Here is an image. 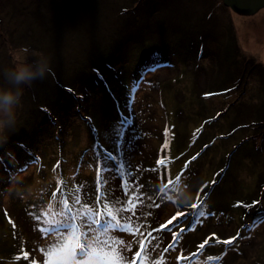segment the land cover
<instances>
[{"label":"rangeland","instance_id":"obj_1","mask_svg":"<svg viewBox=\"0 0 264 264\" xmlns=\"http://www.w3.org/2000/svg\"><path fill=\"white\" fill-rule=\"evenodd\" d=\"M41 58L51 72L24 86L15 126L0 133V264L77 256L65 240L96 215L80 264H264L259 20L222 0H0V85ZM38 109L85 143L63 174L18 168ZM46 179L55 184L36 190V207L32 185ZM69 215L67 231L49 234Z\"/></svg>","mask_w":264,"mask_h":264},{"label":"trees","instance_id":"obj_2","mask_svg":"<svg viewBox=\"0 0 264 264\" xmlns=\"http://www.w3.org/2000/svg\"><path fill=\"white\" fill-rule=\"evenodd\" d=\"M152 1L159 2L161 0H138V4L140 5L142 3V5H144V3ZM38 110L37 114H41V116L39 117L40 119L38 120V125L36 126L35 133L31 140L32 143L27 145V148L31 152V157H27V159L24 160L32 161L30 164L31 168H33L35 173L42 174V176H45L48 171H52L54 169L55 171L62 172L63 174L72 163V157L75 160L77 157H81L82 146L84 148L85 143L81 142V137L77 131L73 128L70 130V128H67L68 125L63 124L64 121L59 127V123L53 119V115L46 110ZM38 115H36V117H38ZM93 133L94 132L90 129L91 137ZM25 161L22 164L19 162V170H22ZM51 184V181L46 179L45 183L41 186L32 185L33 193L36 196L34 199V202L36 201L34 206L40 207L45 204V201L42 200L41 195H39L36 190H39L42 186L48 188ZM42 193H44V191H42ZM24 199H26V197ZM23 205L24 204L21 203L19 206ZM22 214L23 215L21 216L25 217V214ZM16 218H19V216ZM16 218L14 221L18 226H20L21 223L16 221Z\"/></svg>","mask_w":264,"mask_h":264},{"label":"clouds","instance_id":"obj_3","mask_svg":"<svg viewBox=\"0 0 264 264\" xmlns=\"http://www.w3.org/2000/svg\"><path fill=\"white\" fill-rule=\"evenodd\" d=\"M50 72L49 63L44 58L36 60L35 65L20 62L4 71L5 84L0 85V133L15 126L24 86L31 87L33 81L44 79ZM6 140L7 136L0 137V143Z\"/></svg>","mask_w":264,"mask_h":264},{"label":"snow or ice","instance_id":"obj_4","mask_svg":"<svg viewBox=\"0 0 264 264\" xmlns=\"http://www.w3.org/2000/svg\"><path fill=\"white\" fill-rule=\"evenodd\" d=\"M120 135H123L122 131L120 132ZM221 171H223V170H221ZM162 191H164V190H162ZM197 207H198V205L195 204V207H192V209L195 210V209H197ZM185 215H186L185 213L177 212L174 216L171 217L170 220L167 221V224H161L160 225V229H158V231H160V230L166 231L168 229V226L173 225V222L177 221L178 217H183ZM200 215L203 216L204 213L201 212ZM74 219H75L74 217L69 215L67 217V219H65L64 222H63L64 226H56V225H54L53 228L50 229V233L49 234H51V231H58V232L67 231V226H70ZM101 219H102V217L100 215H99V217H97V215H96L92 219V223L91 224L86 222V218L84 220H82V223H84L86 231L82 232L80 236L75 237V240L77 241V243L75 245V248L78 249V251L75 254L77 256H82L85 253V251L89 248V239L92 236V225L93 224H100L101 223ZM242 239H243V237L238 234L237 236H234V237H231V238H229L227 240H224L223 243L225 245L235 246V244L238 241L242 240ZM205 243H207V241H205ZM200 247L203 248L204 245L202 244ZM126 250H128L127 246L126 245L122 246L121 252H124ZM71 254L72 253L70 252L69 255H71ZM139 256H140V253L137 252L136 253V257H139ZM27 257H28V253L25 252L24 253V258H27Z\"/></svg>","mask_w":264,"mask_h":264},{"label":"water","instance_id":"obj_5","mask_svg":"<svg viewBox=\"0 0 264 264\" xmlns=\"http://www.w3.org/2000/svg\"><path fill=\"white\" fill-rule=\"evenodd\" d=\"M222 2L232 10H241L252 14L264 3V0H222Z\"/></svg>","mask_w":264,"mask_h":264},{"label":"flooded vegetation","instance_id":"obj_6","mask_svg":"<svg viewBox=\"0 0 264 264\" xmlns=\"http://www.w3.org/2000/svg\"><path fill=\"white\" fill-rule=\"evenodd\" d=\"M238 13L242 16L246 17H253L255 20H259L261 24L262 31H264V3L252 14H249L248 12L245 11H238Z\"/></svg>","mask_w":264,"mask_h":264},{"label":"bare ground","instance_id":"obj_7","mask_svg":"<svg viewBox=\"0 0 264 264\" xmlns=\"http://www.w3.org/2000/svg\"><path fill=\"white\" fill-rule=\"evenodd\" d=\"M22 163H24V162H22ZM21 163V164H22ZM32 163V161H30V160H26L25 161V164L23 165V168L22 169H25L27 166H29L30 164ZM20 171H22V170H20ZM54 173H55V169H54ZM60 174H62V172H59ZM65 173V172H64ZM51 181V180H50ZM41 184H43V183H41ZM55 184V183H54ZM54 184H51V186H53ZM40 185V183H38V186ZM24 233L27 235V236H29V237H32V238H35V236L37 235V233L36 232H34L32 229H29V228H24ZM206 261H207V258H205V260H204V262L206 263Z\"/></svg>","mask_w":264,"mask_h":264}]
</instances>
